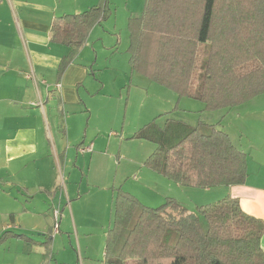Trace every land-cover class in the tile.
I'll list each match as a JSON object with an SVG mask.
<instances>
[{
    "label": "crops",
    "instance_id": "1",
    "mask_svg": "<svg viewBox=\"0 0 264 264\" xmlns=\"http://www.w3.org/2000/svg\"><path fill=\"white\" fill-rule=\"evenodd\" d=\"M102 1L0 3V236H22L0 245V264H107L115 200L109 188L112 169L117 179L123 171L142 188L128 191L136 196L145 191L155 204L173 198L194 212L231 196L264 222V141L259 146L249 140L240 150L228 133L247 155L244 185L190 190L143 166L156 145L131 138L151 123L146 102L151 82L131 70L130 35L127 40L117 34V22L109 20L96 25L79 48L51 38L57 18L84 13ZM120 129L121 135L115 133ZM81 147L90 151L82 153ZM95 177L104 180L106 187L98 188L102 192L85 187ZM190 192L203 195L194 201L183 198ZM261 244L264 251V236Z\"/></svg>",
    "mask_w": 264,
    "mask_h": 264
},
{
    "label": "trees",
    "instance_id": "2",
    "mask_svg": "<svg viewBox=\"0 0 264 264\" xmlns=\"http://www.w3.org/2000/svg\"><path fill=\"white\" fill-rule=\"evenodd\" d=\"M111 15L110 0H103L84 13L61 16L52 41L79 48ZM128 29L132 72L181 98L198 99L206 111L264 95V0H146ZM131 139L154 143L143 166L180 186L210 189L247 181V155L218 124L168 121L160 129L154 122ZM113 191L107 264H264V222L244 212L237 198L191 212L173 198L151 208ZM16 237L22 236L4 233L0 245Z\"/></svg>",
    "mask_w": 264,
    "mask_h": 264
},
{
    "label": "rangeland",
    "instance_id": "3",
    "mask_svg": "<svg viewBox=\"0 0 264 264\" xmlns=\"http://www.w3.org/2000/svg\"><path fill=\"white\" fill-rule=\"evenodd\" d=\"M111 2V1H110ZM146 4V0H114L112 5V9L114 10V14L106 20L108 22H117L118 31L120 32L124 39L129 38L130 32L128 29V23L130 17H140L141 13L144 11V7ZM110 5V6H111ZM130 39V38H129ZM139 74V73H137ZM148 79V78H147ZM151 89L149 90V97L146 102L150 103V119L151 123L157 125V127H163L165 123L168 121H176L191 125L193 127L210 123V125H216L220 127V129L232 135L233 140H235V145L238 149L242 150L244 146L248 145L249 140H254L253 142L256 145L261 146L264 141V95L257 97L250 101V103H246L240 106H237L232 109H219L216 111H206L205 107H203V103L199 101H195L186 97H179L175 92L167 89L165 87L160 86L153 81H151ZM129 85L127 89H125V95H128ZM108 91H113L112 88H108ZM127 98L123 102V105H126ZM134 101V100H133ZM132 101V102H133ZM137 101V100H136ZM138 106V104H137ZM169 109L171 112L167 114V112H162L160 114V110ZM205 110V111H204ZM230 110V111H227ZM133 110L129 111V119L128 126L131 122ZM165 113V114H164ZM158 117V118H157ZM166 125V124H165ZM165 127V126H164ZM160 128V129H164ZM118 135L122 134V130H117ZM251 141V142H252ZM155 145L154 143H152ZM110 186L111 192L114 193L113 189L120 191L121 193H126L130 196H133L142 206L158 208L161 205L155 204L156 202H150L145 195H149L145 191L143 194H139L140 196H136L133 194L134 190L129 188H134L135 190L139 187L137 184L133 183V178L130 176H125L126 173L120 171L115 177V171L112 169ZM93 176V175H92ZM125 176V177H124ZM115 177V178H114ZM66 181L65 184L68 187L69 180L68 176H65ZM86 188H97L96 192H102L98 188H105L103 186L104 180L102 178H88L85 182ZM63 184V180H62ZM108 185V184H107ZM142 189V188H141ZM192 190V188H189ZM204 190V189H200ZM133 192V193H132ZM202 193H186L183 198L194 201L195 199L201 197ZM218 201V200H217ZM152 203V204H151ZM158 205V206H156ZM199 207L195 208L196 210H192L197 212ZM193 209V208H192ZM205 222V220L203 221ZM205 224L203 223V226ZM127 264H132V262H128Z\"/></svg>",
    "mask_w": 264,
    "mask_h": 264
},
{
    "label": "built area",
    "instance_id": "4",
    "mask_svg": "<svg viewBox=\"0 0 264 264\" xmlns=\"http://www.w3.org/2000/svg\"><path fill=\"white\" fill-rule=\"evenodd\" d=\"M79 151L80 152H82V153H85V152H87V151H90V148H85V147H81L80 149H79ZM59 211H55V215H54V218H55V224H54V233L55 234H57L58 233V231H59Z\"/></svg>",
    "mask_w": 264,
    "mask_h": 264
}]
</instances>
